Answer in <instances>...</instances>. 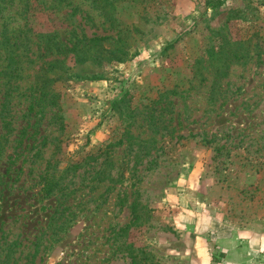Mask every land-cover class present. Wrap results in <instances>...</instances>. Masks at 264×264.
<instances>
[{
    "label": "rangeland",
    "instance_id": "1",
    "mask_svg": "<svg viewBox=\"0 0 264 264\" xmlns=\"http://www.w3.org/2000/svg\"><path fill=\"white\" fill-rule=\"evenodd\" d=\"M111 2L0 0V264H264V0Z\"/></svg>",
    "mask_w": 264,
    "mask_h": 264
},
{
    "label": "trees",
    "instance_id": "2",
    "mask_svg": "<svg viewBox=\"0 0 264 264\" xmlns=\"http://www.w3.org/2000/svg\"><path fill=\"white\" fill-rule=\"evenodd\" d=\"M91 2L97 7V9H99L101 12H103L104 14H106L108 17L112 16V11H113V7L111 0H91ZM110 36H101V35H93L91 38L88 39V45L87 47H83V48H77L76 46H71V49H75L76 51L78 50V54H77V59L78 60H82L83 58L86 59H93L96 60L97 62L101 63L103 62V59H111V57L105 56L103 54L104 50L106 48H104L103 46V41L108 39ZM75 45V43H74ZM119 58V57H118ZM44 94V92L41 94V96ZM33 105L31 104V109H33L32 107ZM57 181L55 180V178L53 177H47L45 178V183L43 184L42 190L48 194L53 190V187L56 185ZM135 206H133V213L135 211L134 209ZM139 219V215L137 213L133 214V221H136ZM135 258L136 256L134 254H131V259H132V264H134L135 262Z\"/></svg>",
    "mask_w": 264,
    "mask_h": 264
},
{
    "label": "crops",
    "instance_id": "3",
    "mask_svg": "<svg viewBox=\"0 0 264 264\" xmlns=\"http://www.w3.org/2000/svg\"><path fill=\"white\" fill-rule=\"evenodd\" d=\"M239 251H241V249H239ZM229 254H231V255H232V253H228V255H227V256H229Z\"/></svg>",
    "mask_w": 264,
    "mask_h": 264
}]
</instances>
